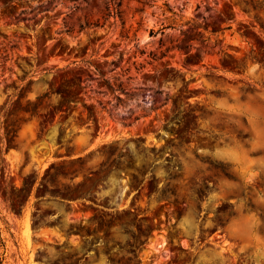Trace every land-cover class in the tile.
I'll return each instance as SVG.
<instances>
[{
	"label": "rangeland",
	"instance_id": "obj_1",
	"mask_svg": "<svg viewBox=\"0 0 264 264\" xmlns=\"http://www.w3.org/2000/svg\"><path fill=\"white\" fill-rule=\"evenodd\" d=\"M245 88L264 0H0V264H236L226 221L264 216V177L213 202L205 114Z\"/></svg>",
	"mask_w": 264,
	"mask_h": 264
},
{
	"label": "clouds",
	"instance_id": "obj_2",
	"mask_svg": "<svg viewBox=\"0 0 264 264\" xmlns=\"http://www.w3.org/2000/svg\"><path fill=\"white\" fill-rule=\"evenodd\" d=\"M205 120L221 129L219 138L207 155L211 161L227 168L229 175L219 180L213 202L222 194L241 187H250L264 177V98L248 88L215 95L206 109ZM219 203L217 211L223 207ZM251 201L234 203L236 224L226 221L227 231L238 246H243L249 264H264V216H258ZM223 227V225H222ZM209 255L224 264L223 254L211 250Z\"/></svg>",
	"mask_w": 264,
	"mask_h": 264
},
{
	"label": "flooded vegetation",
	"instance_id": "obj_3",
	"mask_svg": "<svg viewBox=\"0 0 264 264\" xmlns=\"http://www.w3.org/2000/svg\"><path fill=\"white\" fill-rule=\"evenodd\" d=\"M217 232H220L221 233L222 230H217L213 234L216 237L222 238L224 235H226L225 232H222L221 234H217ZM213 235L208 236L207 239H211L213 237ZM207 239H205L204 241L199 242V246L200 247H203L204 249H214V246H219V244H217V243L219 241H221V240H217L216 242H211V241H208ZM233 247L234 248H237V250H240V254H237L238 255V258L235 259L237 261L236 264H247L246 263L247 253L241 251V246H238L237 244H234ZM230 260H232V259H230Z\"/></svg>",
	"mask_w": 264,
	"mask_h": 264
},
{
	"label": "trees",
	"instance_id": "obj_4",
	"mask_svg": "<svg viewBox=\"0 0 264 264\" xmlns=\"http://www.w3.org/2000/svg\"><path fill=\"white\" fill-rule=\"evenodd\" d=\"M119 6H120V3L118 2L116 8H118ZM117 13H118V11H117Z\"/></svg>",
	"mask_w": 264,
	"mask_h": 264
}]
</instances>
